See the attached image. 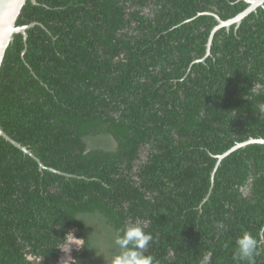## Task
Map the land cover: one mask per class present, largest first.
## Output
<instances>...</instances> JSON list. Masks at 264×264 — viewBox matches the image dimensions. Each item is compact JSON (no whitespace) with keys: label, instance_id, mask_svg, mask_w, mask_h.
<instances>
[{"label":"trees","instance_id":"obj_1","mask_svg":"<svg viewBox=\"0 0 264 264\" xmlns=\"http://www.w3.org/2000/svg\"><path fill=\"white\" fill-rule=\"evenodd\" d=\"M248 6L26 2L17 25L34 24L0 68V127L46 167L0 135V264H59L69 232L82 241L69 264H105L133 220L158 264H237L242 229L264 264V144L219 162L264 138V6L215 31L207 54L216 16Z\"/></svg>","mask_w":264,"mask_h":264},{"label":"clouds","instance_id":"obj_2","mask_svg":"<svg viewBox=\"0 0 264 264\" xmlns=\"http://www.w3.org/2000/svg\"><path fill=\"white\" fill-rule=\"evenodd\" d=\"M259 115L264 116V104H259ZM77 218H79L77 216ZM81 219V218H80ZM215 228L218 233L227 230L223 221L217 220ZM71 239L65 240L63 247L69 249L70 244H76L77 239L72 232L65 237ZM155 242L154 236L146 231L136 220L125 222L117 229L113 238L115 250H109L108 255L104 256L105 264H158L155 257L150 253L149 248ZM78 246V245H77ZM96 249V246L93 245ZM262 246L260 239L254 236L251 231L242 229L240 234L235 237L234 250L232 254L233 261L237 264H256V257L261 254Z\"/></svg>","mask_w":264,"mask_h":264},{"label":"water","instance_id":"obj_3","mask_svg":"<svg viewBox=\"0 0 264 264\" xmlns=\"http://www.w3.org/2000/svg\"><path fill=\"white\" fill-rule=\"evenodd\" d=\"M28 0H0V68L2 62L4 60V56L6 50L8 49L10 43L14 40V36L17 33H22L24 35L25 40L27 39V29L33 25H17V20L22 12L24 5ZM32 3L36 4L37 0H30ZM249 3V6L236 15L235 17L229 20H222L219 16H216L218 20V25L212 31V35L210 37L208 43L207 54L210 53V46L212 43V36L215 31H217L220 27L226 26L230 27L232 24H240L242 20L251 12L257 10L259 6H264V0H245ZM0 135L5 137L7 140L12 142L14 145L22 149L25 153L32 155L40 164L42 168L46 167L41 160L34 155L31 150H29L26 146L22 145L21 143L17 142L13 138H11L1 127H0ZM251 143H261L264 144V138H250L249 140L238 143L229 151L219 155V162L227 156L232 151L236 150L239 147L246 146ZM51 170H55L51 168Z\"/></svg>","mask_w":264,"mask_h":264},{"label":"rangeland","instance_id":"obj_4","mask_svg":"<svg viewBox=\"0 0 264 264\" xmlns=\"http://www.w3.org/2000/svg\"><path fill=\"white\" fill-rule=\"evenodd\" d=\"M76 243H77L78 246L76 244H74V243L73 244H70L68 250H67L66 247H64V252L65 253L62 256L61 262L59 264H69L71 262V260L73 259L72 249L73 248H79V247H81L82 241L81 240H77Z\"/></svg>","mask_w":264,"mask_h":264}]
</instances>
